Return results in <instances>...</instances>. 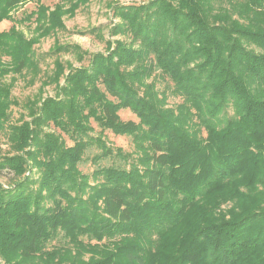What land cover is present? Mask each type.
Returning a JSON list of instances; mask_svg holds the SVG:
<instances>
[{
    "label": "trees",
    "instance_id": "obj_1",
    "mask_svg": "<svg viewBox=\"0 0 264 264\" xmlns=\"http://www.w3.org/2000/svg\"><path fill=\"white\" fill-rule=\"evenodd\" d=\"M29 1L0 0V24ZM88 1L37 0L17 21L34 20L31 38L16 23L0 27V134L17 104L5 75L38 71L34 45ZM110 6L112 33L129 41L68 73L56 61L43 81L56 95L9 125L13 154L0 157V174L15 179L0 184V264H264V0ZM91 119L131 136L133 152L90 137ZM51 123L73 144L42 136ZM95 143L96 167L85 173Z\"/></svg>",
    "mask_w": 264,
    "mask_h": 264
},
{
    "label": "rangeland",
    "instance_id": "obj_2",
    "mask_svg": "<svg viewBox=\"0 0 264 264\" xmlns=\"http://www.w3.org/2000/svg\"><path fill=\"white\" fill-rule=\"evenodd\" d=\"M150 0H89L86 4L80 5L73 14L66 13L63 15L65 23L64 28L57 29V31L44 36L39 43L34 45L36 58L39 62L38 71L25 69L21 74L12 73L5 75L4 83L13 82L12 94L17 104H14L10 110L9 121L6 122L7 128L0 134V157L4 154H13L9 141V125L20 124L24 120H29L28 104L31 101L38 102V99H44L47 96L56 95V84L43 85V81L51 74L55 68L56 61L63 63L66 68V73L70 66L80 67L88 65L91 56L96 52L107 54L111 51L109 44H114L117 39L128 40V37L122 34H113L112 26L118 22L113 14V9L110 4L117 2L121 4H140ZM46 5L54 8L58 2L64 0H42ZM37 0H30L26 4L21 5L13 11L14 20H4L0 27L1 29H9L13 23L16 27L23 31L26 37H33L38 35L36 31V23L34 20L17 22L21 17L37 9ZM70 4L66 3V7ZM72 44L80 46L83 51L58 52L55 50L56 46H64ZM4 61H10L9 55H3ZM15 77V78H13ZM152 79H150L151 81ZM60 83H64V76ZM157 86L160 90H167L168 102L170 105L176 104L180 99L171 94L167 87V82L164 79L157 80ZM120 116L123 120H136L138 117L130 109H122ZM91 126L93 130L89 133L90 137L102 138L107 144L113 147H121L126 152H133L134 143L132 137L129 135H118L111 130H103L102 127L91 119ZM40 132L52 133L55 132L59 137H63L67 141V145H72L73 141L61 129L50 124L49 126H39ZM99 152L97 143L93 145L86 154V159L80 164V169L85 173H92L96 165L92 161V156ZM115 162L112 159H104L100 162L101 165H109ZM32 176L37 178L39 171L33 169ZM13 173L4 170L0 174V184L10 185L14 180Z\"/></svg>",
    "mask_w": 264,
    "mask_h": 264
}]
</instances>
